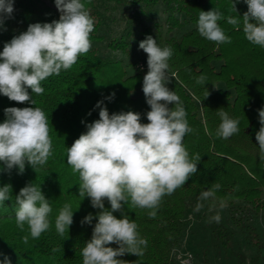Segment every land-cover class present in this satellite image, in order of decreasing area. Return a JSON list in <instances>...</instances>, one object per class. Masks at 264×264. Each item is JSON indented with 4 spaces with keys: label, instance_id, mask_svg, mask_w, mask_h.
Instances as JSON below:
<instances>
[{
    "label": "trees",
    "instance_id": "16d2710c",
    "mask_svg": "<svg viewBox=\"0 0 264 264\" xmlns=\"http://www.w3.org/2000/svg\"><path fill=\"white\" fill-rule=\"evenodd\" d=\"M81 2L94 19L90 51L80 56L70 69L42 81L44 92L32 94L34 105L10 101L0 94V122L5 119L6 108L40 107L48 117L52 139V155L45 165L37 166L35 171L26 165L23 174H18L15 168L10 173L0 171V186H12L10 199L0 205V264L5 258L11 264H82L81 251L92 237L100 210L91 206L90 198L82 199L78 195L79 174L67 163V149L87 131V124L99 119V108H96L99 101L104 102L110 114L138 112L141 122L148 123L146 113L150 106L142 91L143 71H129L121 58L103 52L104 48L129 52L132 45L139 48V43L151 34V27L142 19L147 10L142 6L134 8L139 3L148 7L160 3L169 27L191 24L178 37L167 40L166 46L173 53L168 62L172 80L167 86L180 97L193 129L184 137V145L190 157L199 154L201 160L198 171L188 182L163 198L155 217L149 216L148 209L124 206V214L138 225V233L147 240V246L142 256L125 254L119 259L129 264H172L171 252L183 243L191 217L200 211L196 210L198 203L204 208L207 203L240 199L264 208V166L252 164L250 155L232 136L228 139L217 136L221 123L218 113L223 110L239 120V137L251 138L257 143L255 137L261 126L258 110L264 108V48L253 45L245 37L242 15L247 11V4L244 0H131L130 17L114 35L110 24L120 0ZM14 9L13 17L0 29V51L4 43L26 31L30 24L51 23L60 17L54 0H15ZM214 9L222 13L224 18L218 23L231 43L217 45L200 36L197 29L200 11ZM176 12L182 15L181 20ZM228 17L238 18L239 26L229 24ZM201 75L207 77V84L196 82ZM207 91L209 95L205 98ZM112 93L114 98L106 99ZM30 183L41 185L52 207L50 229L38 239L30 236L27 225L21 231L15 220L16 194ZM215 184L220 185L215 198L200 201L201 192ZM66 203L72 206L74 222L69 232L60 236L55 219ZM105 207L110 209L107 201ZM90 213L94 217L92 223L82 224ZM114 215L122 218L121 212ZM25 236H28L27 243ZM262 244L264 248V240Z\"/></svg>",
    "mask_w": 264,
    "mask_h": 264
},
{
    "label": "clouds",
    "instance_id": "9594fccd",
    "mask_svg": "<svg viewBox=\"0 0 264 264\" xmlns=\"http://www.w3.org/2000/svg\"><path fill=\"white\" fill-rule=\"evenodd\" d=\"M247 11L243 17V32L253 45L264 48V0H244ZM15 0H0V29L13 17ZM60 12L59 20L51 23L30 24L26 31L4 43L0 51V94L20 104H35L32 94L41 95V82L62 70L70 69L80 56L91 49L90 34L94 19L81 0H54ZM233 7L235 8L234 4ZM224 17L218 10L200 11L197 29L201 37L217 45L231 43V38L218 23ZM227 22L239 26L238 18ZM147 54V73L143 77L142 91L150 111L148 123L141 122V114L127 111L110 114L103 101L96 104L99 119L87 124V131L67 149V163L79 174L80 197L90 198L91 206L99 209L92 237L82 248V264H129L119 259L125 254L142 256L147 240L138 233V225L124 214L123 208L148 209L155 217L163 198L184 186L198 171L199 154L190 157L184 137L193 129L180 97L167 86L172 49L158 46L156 39L147 36L139 43ZM198 84H207V77L196 78ZM215 87V86H214ZM31 90V94L29 93ZM209 92L207 91L205 98ZM112 93L106 99L111 100ZM171 105V107H170ZM0 122V171L18 169L23 174L26 165L35 171L52 155V139L48 117L40 107H9ZM91 113H89L90 115ZM221 123L217 136L228 139L239 132V120L220 110ZM260 128L256 133L264 158V108L258 110ZM219 184L202 191L200 201L214 199ZM12 186H0V205L8 201ZM105 201L110 209L105 207ZM18 208L15 213L17 227L28 226L30 236L38 239L51 226L52 207L42 192L41 185L32 183L16 194ZM221 208L226 203L220 202ZM202 204H197L199 211ZM77 210V209H76ZM121 212L122 218L114 213ZM71 204H64L55 219L60 236L69 232L73 224ZM90 213L82 224H91ZM217 223L221 217L215 215ZM24 242H28L25 236ZM115 244L118 247L109 245ZM57 251V249H53ZM2 264H11L5 258Z\"/></svg>",
    "mask_w": 264,
    "mask_h": 264
},
{
    "label": "rangeland",
    "instance_id": "374dc122",
    "mask_svg": "<svg viewBox=\"0 0 264 264\" xmlns=\"http://www.w3.org/2000/svg\"><path fill=\"white\" fill-rule=\"evenodd\" d=\"M130 1L120 0L118 3V8L114 11V21L110 24L113 35L121 31L124 20L130 17L133 8ZM138 6L147 10L148 14H144L142 19L151 27L149 36L156 39L158 46L165 47L169 38L178 37L191 26L187 24L182 27H169L160 3L150 7L139 3L134 8ZM176 16L182 19L180 13L176 12ZM103 52L108 56L121 58L129 71L141 69L144 75L147 73V54L136 46L132 45L129 52L106 48ZM232 137L250 155L249 161L252 164L264 166L258 143L237 134ZM225 203L226 207L223 208L220 204L207 203L197 215L191 217V226L183 243L171 252L172 264H264V208L254 207L240 199ZM217 214L221 217L218 223L212 219Z\"/></svg>",
    "mask_w": 264,
    "mask_h": 264
}]
</instances>
